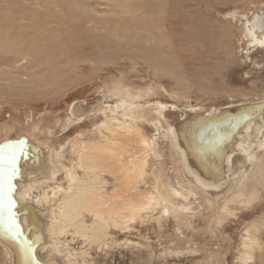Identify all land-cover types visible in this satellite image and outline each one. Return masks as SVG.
<instances>
[{
	"label": "rangeland",
	"instance_id": "1",
	"mask_svg": "<svg viewBox=\"0 0 264 264\" xmlns=\"http://www.w3.org/2000/svg\"><path fill=\"white\" fill-rule=\"evenodd\" d=\"M263 12L264 0H0V145L22 144L31 155L64 144L65 156L76 159L72 145L79 132L100 143L108 133L96 128L102 114L64 132L73 102V115L111 94L150 105L136 122L154 141L147 175L135 180L133 172H104L103 193L122 194L110 199L116 211L122 208L103 243L84 244L94 264H264V150L253 148L249 166H242L240 151L230 166L224 164L242 125L264 114V50L244 30L245 18ZM156 101L176 108L168 107L165 120H158ZM224 106L229 107L222 115L212 113ZM182 112L188 114V146L204 169L183 157L181 143L177 149L166 134ZM260 126L249 130L250 143L264 137ZM16 152L5 159L9 166L19 158ZM184 164L207 191L190 184ZM129 181L136 191L173 204L189 202L191 208L173 213L161 198L123 220L128 204L138 202L137 196L126 197ZM169 187L193 194L186 201ZM4 253L0 245V264H9Z\"/></svg>",
	"mask_w": 264,
	"mask_h": 264
},
{
	"label": "bare ground",
	"instance_id": "2",
	"mask_svg": "<svg viewBox=\"0 0 264 264\" xmlns=\"http://www.w3.org/2000/svg\"><path fill=\"white\" fill-rule=\"evenodd\" d=\"M245 24L244 30L249 41L257 49L264 50V12L254 15L252 20L245 18ZM101 97L78 115L71 112L78 104L77 101L73 102L68 112L64 132L92 115L102 114L105 116L104 121L96 128L102 127L108 133L103 138L104 143H100L82 139L79 137L82 132H79L72 145L76 159L65 156L64 144L48 146L45 151H31V155L26 154L22 144L0 145V175L7 178V187L2 186L6 188L4 197L0 183V245L9 264H94L92 258L88 259L89 253L84 249V244L99 246L103 243L108 224L117 222L113 219V214L122 208H117L116 211L110 202V199L120 200L122 194L118 191L110 194V198L104 195L103 190L107 183L104 172L109 175L121 174L124 177L133 172L134 179L147 175L148 157L153 151L154 141L140 131L136 122L141 120L142 112L150 105L131 102L113 94ZM154 106L153 113L158 116V120H165L164 112L169 110L168 107L171 110L176 108L159 101L154 102ZM228 107L215 108L212 113L222 115ZM187 117L188 114L182 112L178 124L167 125L166 134L177 149L180 147L179 142L181 143L185 150L184 154L181 152L183 157L188 155L193 165L204 169L202 161L188 146L183 130ZM156 123L160 122L156 120ZM262 124L264 114H259L258 120L242 125L241 131L233 138L234 150H228L224 157L225 167L231 165L233 154L237 151L242 152V166H249L254 160L253 148L256 146L264 150V137L254 143L249 142V130L254 128L260 131ZM128 145L134 146V152L125 149ZM74 146L79 147L75 149ZM12 151H17L19 158H14L15 164L9 166L4 161ZM183 169L191 176V185L208 190L206 184L195 177L188 166L184 164ZM198 170L201 171L199 168ZM246 170L247 167L240 172L242 181L246 179ZM127 186L129 188L125 191L126 197L131 199L137 196L138 202L128 204L129 216L121 215L123 220H132L133 216L144 212L152 203L158 204L161 198L165 202L169 201L159 194L136 191L137 187L131 181ZM130 191H134V195L128 193ZM169 191L172 196L184 200L193 194L190 190H178L175 187H169ZM169 203L173 213L191 208L189 202L188 205L173 204L171 201ZM165 210L169 212V207L165 206ZM80 240V246H72Z\"/></svg>",
	"mask_w": 264,
	"mask_h": 264
}]
</instances>
